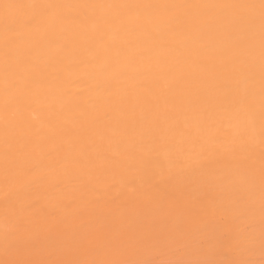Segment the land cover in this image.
<instances>
[{"label":"bare ground","instance_id":"obj_1","mask_svg":"<svg viewBox=\"0 0 264 264\" xmlns=\"http://www.w3.org/2000/svg\"><path fill=\"white\" fill-rule=\"evenodd\" d=\"M260 0H0V264H264Z\"/></svg>","mask_w":264,"mask_h":264},{"label":"snow or ice","instance_id":"obj_2","mask_svg":"<svg viewBox=\"0 0 264 264\" xmlns=\"http://www.w3.org/2000/svg\"><path fill=\"white\" fill-rule=\"evenodd\" d=\"M261 9V20L262 25H264V0H260ZM262 39H264V35H262ZM4 264H39V262L32 261H10L4 262ZM56 264H127V262L121 261H93V262H73V261H64V262H56ZM224 264H251V262H224Z\"/></svg>","mask_w":264,"mask_h":264}]
</instances>
